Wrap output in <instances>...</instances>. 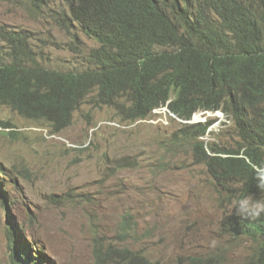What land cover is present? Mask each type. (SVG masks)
I'll return each mask as SVG.
<instances>
[{
  "label": "trees",
  "instance_id": "trees-1",
  "mask_svg": "<svg viewBox=\"0 0 264 264\" xmlns=\"http://www.w3.org/2000/svg\"><path fill=\"white\" fill-rule=\"evenodd\" d=\"M3 1H27L62 30H79L100 47L90 54L89 70L64 72L41 63L34 32L0 27L1 106L52 134L69 128L87 104L113 110L122 122L145 120L164 106L182 120L201 109L224 108L236 121L238 148L206 142L212 122L181 124L172 145L190 143L194 160L206 167L218 191L261 197L252 176L262 166L264 147V110L257 109L264 103V0ZM241 100L252 106L253 119ZM14 127L0 121V134ZM0 175L3 181L9 176L1 166ZM1 192L5 207L8 197ZM123 218L119 234L128 237L132 217ZM9 226L11 264L51 262L12 220ZM222 229L252 241L246 264H264V217L250 221L234 209ZM124 254L129 264H154L128 248ZM213 261L193 258L196 264Z\"/></svg>",
  "mask_w": 264,
  "mask_h": 264
},
{
  "label": "rangeland",
  "instance_id": "rangeland-1",
  "mask_svg": "<svg viewBox=\"0 0 264 264\" xmlns=\"http://www.w3.org/2000/svg\"><path fill=\"white\" fill-rule=\"evenodd\" d=\"M0 27L34 32L41 63L64 72L89 70L90 54L100 47L79 30H62L27 1L0 0ZM206 118L198 114L195 121ZM0 121L15 126L0 134V166L9 175L6 181L0 175V264H11L10 220L48 264H129L126 248L154 264L249 261L252 241L222 230L231 209L192 146L172 145L183 127L168 111L122 122L113 110L87 104L59 134L1 105ZM213 132L207 142L239 146L223 122ZM125 215L134 230L128 237L119 234Z\"/></svg>",
  "mask_w": 264,
  "mask_h": 264
},
{
  "label": "clouds",
  "instance_id": "clouds-1",
  "mask_svg": "<svg viewBox=\"0 0 264 264\" xmlns=\"http://www.w3.org/2000/svg\"><path fill=\"white\" fill-rule=\"evenodd\" d=\"M240 103L243 105L244 108L247 109L246 112H245V115H247L248 118L253 119L254 114L252 112V106H248L246 103H244L243 100H241ZM257 109L264 110V103H261V104L257 105ZM158 110H163V111H166V112L168 111L169 114L173 115L177 120L180 121L181 124H183V123H186V124H197V123L212 122V124H211V126L209 128L210 134H215V132H213V130L217 126H220L221 122H223V126L224 127H231V128H233L235 130L236 121L233 118V116L228 114L227 111L224 108L217 109V110L201 109V110H199L198 112H196L193 115L191 120L179 119L166 106L160 107L158 109H155L154 112H156ZM198 114H202L203 116H206L208 118L203 119V120H199V121H195V119H196ZM140 121H143V120H140ZM210 134H207L204 137V139ZM236 148H238V147H236ZM236 148H231V149H236ZM261 153H262V166H257L254 169L253 176H252V179H253V181H255V185H256L257 189L261 193V197L259 199L253 197L252 195H249V196H246V197H243V198H241L240 196L233 197L232 194L230 192L226 191V190L224 192H222V191L220 192L219 191V193L221 194V199L223 198L224 200H227L226 202L229 204V209H231L230 212L227 213L223 217L221 225H222L223 220L225 219V217L230 215L232 213V210H234V209H235V212H236V214L238 216H240V217H242L244 219L250 220V221H255V220L260 219L261 217H264V147L261 149ZM214 182H215V180H213V183ZM234 187L235 188H240L241 185L240 184H236ZM244 239H247V238H244Z\"/></svg>",
  "mask_w": 264,
  "mask_h": 264
},
{
  "label": "bare ground",
  "instance_id": "bare-ground-1",
  "mask_svg": "<svg viewBox=\"0 0 264 264\" xmlns=\"http://www.w3.org/2000/svg\"><path fill=\"white\" fill-rule=\"evenodd\" d=\"M74 109V108H73ZM69 112V111H68ZM11 217V216H10ZM13 219V218H12ZM25 237V236H24Z\"/></svg>",
  "mask_w": 264,
  "mask_h": 264
}]
</instances>
